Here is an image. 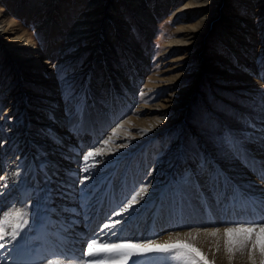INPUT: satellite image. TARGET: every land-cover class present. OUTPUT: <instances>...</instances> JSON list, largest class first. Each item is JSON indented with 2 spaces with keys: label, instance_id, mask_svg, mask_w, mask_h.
I'll return each instance as SVG.
<instances>
[{
  "label": "rangeland",
  "instance_id": "1",
  "mask_svg": "<svg viewBox=\"0 0 264 264\" xmlns=\"http://www.w3.org/2000/svg\"><path fill=\"white\" fill-rule=\"evenodd\" d=\"M23 1L9 0V4L7 5L5 0H0L2 2L1 8L3 6L6 7V13L9 14L10 18H17V21L22 23V28L19 31L27 30L35 40V45L39 46V49L34 51L41 57L42 61L37 65H39L43 75L35 77L34 75L25 73L21 66H15L14 62L2 55L0 63V117L3 122L6 117H10L11 119L18 117L17 113H20L18 111L22 104L13 109H8V105L12 99L13 89L23 85V89L27 91L29 96V104L43 103L47 95L49 99L52 98V95L56 98L58 95L55 92L59 89L60 93L57 98L65 104L69 102L68 107L64 110L69 123H72V119H74L75 123L78 120V125L86 123L88 126L92 123V120L96 119L94 116L86 117L88 114L84 113L85 104L94 107V99L107 104L110 103L105 96L96 91L95 87L99 86L100 83L103 84L108 77L106 70L112 68V74H125L126 79L136 73L138 84L132 78L129 79V81H132L131 87H137L135 92H133L135 102L128 101L130 109L117 122H112L113 124L103 131L100 135L101 140L113 134L114 130L111 132L112 128L122 119L125 122L120 123L123 126L117 129V133L124 132L123 135L125 137L119 139L117 143L126 142L127 137L130 136L129 133L133 137L136 132L141 131V127L154 126L152 123L146 124L145 122L147 121L158 119L156 125L162 122L163 118L172 121L174 117L172 102L176 101L179 96L186 94L187 89H189L190 94L182 107L184 117L173 122L168 131L173 140L180 141L184 161H194L196 159L201 165L205 164L208 158V151L214 153L218 158L235 159L237 149L241 147V144L249 140L250 135H257L259 131V134L264 138V128L260 131L258 129L259 124H256L257 121L264 122V0H208L205 3L208 5L203 10L197 9L195 6H186L187 3L196 2L195 0H178L177 3L174 0H140L141 8L144 9L143 12H146L148 9L151 10L150 17L147 18L149 22H146L145 16L141 14V11L137 10L138 5L132 4V0H98L94 6L89 8V0H61V2H66L64 14L68 18L69 24L51 34L49 32L43 33V31H38L37 24L40 18H42L39 14L36 17V22L32 21L34 13L25 15L23 12L20 16L17 15L20 14L17 13V4ZM116 4L122 11L120 15L114 11L117 9L114 6ZM216 4L222 5L223 12H221L220 16H223L225 20H229L227 18L230 17V24L239 30V40H248V44H244L242 41L234 42L230 36L221 34V28L218 26L216 19L211 22L207 20ZM93 8L96 9L94 11L97 15H101V30L99 33L93 31L91 35L88 33L82 35L80 44L75 49L71 48L73 45H76L75 42L69 43L64 48H60L62 42L69 41V33L72 30V25H74V20L83 12L91 11ZM110 21H113L111 25L108 24ZM200 21L205 22L197 29V32L194 33L187 28V26ZM116 23H119L124 28V33L114 28V24ZM108 26L110 27L105 29ZM145 26L151 28V34L148 33ZM42 29L44 30L45 26ZM105 30L109 33L101 36ZM247 30L252 31L253 35L249 37L242 36L243 33L241 31ZM201 32H203V38L198 36ZM93 33L96 35H92ZM95 37L98 38V41L93 43ZM107 38L110 39L109 42L113 45V50L108 47ZM3 39L0 36V53L2 51L1 43L4 41ZM173 39L175 44L170 46L169 41ZM199 45L201 47L198 49ZM103 50L106 52V65H104L103 60H100L102 58L100 54ZM70 52L75 54L73 56H66ZM77 52L80 54L76 55ZM60 56L66 57V60H60ZM51 72L55 75L44 76V73ZM109 81L111 83L114 79L110 78ZM105 86L108 87L107 85ZM118 90L119 92L122 90L127 95L132 93V90L126 87H120ZM39 91H42V93H39ZM165 102H169L171 105L169 104L168 107L162 105ZM122 106H125L124 102H122ZM93 112L92 110L91 113L93 114ZM14 115L16 116L14 117ZM110 116L106 117L107 120ZM76 127L71 128L74 129ZM35 128L38 134H45L46 138L44 141L48 139L47 141L51 143H57V138L53 137L51 139L52 135L48 136V130L43 129L42 126ZM162 134V131H160L159 135H154L151 139L138 145L135 149V152H138V154L132 155L131 153H127L120 161V166L117 169L119 172L117 171L115 177L111 179L115 187L117 186L115 180L118 181L119 188L121 189L120 193L123 197V202L117 205V210L129 201L136 192H139L137 190L143 186L151 185L154 177L153 167L160 158L166 157L170 169L174 168L175 156L180 155V152L177 154L179 149H177L176 153L166 156V151L171 147V143L169 140L161 138ZM158 140L165 142V146H159L158 149H155V141ZM39 141H41L39 142L40 144L43 143L42 139H39ZM149 143L155 149L151 155L150 151L148 152ZM40 148L38 152L43 153L44 145L42 144ZM113 157L115 156L108 158ZM41 161L42 159L38 160V162H33V164H39L38 167H41ZM101 161L99 158L94 163L92 159L91 161L88 160L87 164L84 163V166H89L90 164V167H92L89 173L84 174L87 177L88 175L91 176L90 182L94 181L92 183H95L93 164H98ZM50 163L45 165L46 167H43V171H45L43 178L41 175H32L28 169L24 170L26 172H22L25 183L28 185L37 184V193H35V189L33 188L26 190L30 197L32 193L33 196L36 194L34 198L29 199L30 207L28 208L31 212L28 208L25 210L29 211L26 212L27 216H29L28 218L36 213V211L38 212L42 206L44 207V211L47 208V198L45 197L47 189H44V186L48 185L52 180L44 178L48 174ZM18 164L21 163L18 162ZM185 165L179 170L173 169V177L170 179L171 181L169 180L170 184L172 183V187L169 185V190L172 194L185 190L184 186H186L190 174L193 173L194 168L189 166L188 163ZM110 167L111 164H107L104 167L105 173H107L102 176L105 183L109 182L107 179L110 177ZM199 170L200 167L198 168ZM36 172L38 173L39 170H35ZM140 175H143V177ZM106 185L102 188H97V186L91 188L90 183L88 186L93 190L92 194L90 196L88 193H84L83 196L79 195L75 202L84 201L83 205H88L89 209L92 210L91 213L95 209L100 208L104 212L112 210L111 207L110 210L104 209V205L100 201L101 198H105L104 192L109 189V183ZM166 192L160 186L153 195L154 197L152 196V201L149 200L150 198L148 202L147 200L146 202L144 201L145 204L142 206L145 209L140 206V209L146 210V215L149 214L155 217L153 223L156 230H159L163 226L164 211L168 206L172 207L176 204V202H167L168 204L166 203L161 209L156 207V201L161 196L165 197L168 194ZM48 193L50 194V191ZM181 196L183 199H180V204L182 206L189 204L188 209H191L193 204L189 202L185 203L187 198L184 193ZM91 205L93 206L91 207ZM113 212L116 213L113 210L110 211V216H107L109 220L106 218V223H110V217ZM89 218H86L84 215L83 221L88 219L89 222H92ZM158 218L161 220L159 219V221ZM227 224L231 225L232 223L227 222ZM99 225L100 221L92 224L93 230L91 232L90 229L89 236H91V233L95 234V232L100 234L101 229ZM62 228L64 229L65 226ZM36 230L33 231L34 234H36ZM104 230L107 233V229ZM75 234L71 233V238L68 241L64 243L59 241L57 246H53L52 256L50 257L55 256V253H61L60 251H62L61 249L64 246L68 247L72 243V238H74L73 244L80 242L83 238H88V234L85 237ZM28 235H30V232ZM123 237L128 238V234L125 235L124 233ZM33 238L35 239L34 236ZM33 246L34 244L31 245V247ZM160 256L162 257V253H150L145 257H133V260L137 264H174L176 261L171 259L174 256L170 255L167 263H161L163 259ZM100 258L102 259L103 257ZM74 260L77 259L74 258ZM41 262H38V264H41ZM129 264H132V261H129Z\"/></svg>",
  "mask_w": 264,
  "mask_h": 264
},
{
  "label": "bare ground",
  "instance_id": "2",
  "mask_svg": "<svg viewBox=\"0 0 264 264\" xmlns=\"http://www.w3.org/2000/svg\"><path fill=\"white\" fill-rule=\"evenodd\" d=\"M177 1L178 0H174L175 3H177ZM195 1L196 2L187 3L186 6H195L197 9L203 10L206 5H208L205 4L208 2V0ZM5 2L7 5L9 4V0H5ZM20 2L17 4L18 7L16 8L17 13L20 14L17 15L20 16L23 12L25 15L34 13L32 21L35 22L37 21L36 17L38 14L40 17H42L37 24L38 31H43V33L49 32L51 34L52 32H55L56 30L58 31L69 24L68 18L64 14L66 2H61V0H24L22 3ZM97 2L98 0H89L90 4L88 5V8L94 6ZM132 4L138 5L137 10L141 11V14L145 16L144 19L146 22H149L147 18L150 17L151 10L148 9L146 12H143L144 9L141 8L140 0H132ZM1 5L2 2H0V36L4 38V41L1 43L2 51L0 53V63L2 61V55H4L8 58V60L14 62L15 66H21L25 73L34 75L35 77L42 76L43 73L39 68V65H37L42 60L39 54L34 51H37L39 46L35 45V40L31 37L27 30L19 31L22 28V23L18 22L17 18L11 19L9 14L6 13V7L3 6L1 8ZM114 6L117 7V9L114 11L118 12V15H120L122 12L120 7H118L117 4ZM94 10L96 9L93 8L91 11L89 10L88 12H83L74 20V25H72V30L69 33V41L62 42L60 48H64L69 43L75 42L76 45L71 47L72 49H75L80 44L82 35L86 33L91 35L93 31H95V33H99L101 30V15H97ZM221 12H223L222 5L216 4V7L214 10H211L210 16L207 20L211 22L212 20L216 19L218 26L221 28V34L230 36L234 42L242 41L244 44H248V40H239V30L234 25L230 24V17L227 18L229 20H225L223 16L221 17ZM204 22L205 21L197 22L193 25L187 26V28L195 33ZM112 23L113 21L108 22L110 25ZM44 26L45 29L43 30L42 27ZM109 27L110 26L106 27L105 29H108ZM145 27H147L148 33L151 34V28L148 26ZM114 28L117 31L124 33V28L121 27L119 23L114 24ZM95 33L92 35H96ZM108 33L109 32L105 30L101 36H105ZM241 33H243L242 36L249 37L253 35V32L250 30L241 31ZM198 36L203 38V32L199 33ZM97 41L98 38L95 37L93 39V43ZM106 41L108 47L113 50V45H111L109 42L110 39L107 38ZM169 42L170 46L175 44L174 39L170 40ZM200 47L201 45L198 46V49ZM77 53L76 55L80 54ZM74 54L75 53L70 52L66 56H73ZM100 56L102 57L100 60H103L104 65H106V52L103 50ZM61 59L65 61L66 57L60 56V60ZM212 69L215 70L214 67H212ZM111 70L112 68H108V70H106L108 77L103 82V84L100 83L99 86H94L96 91L105 96L110 101V103L107 104L100 100L94 99V107L85 104L84 113L88 114L86 117L94 116L96 120H92V123H90L88 126L85 123L83 128H79L78 120L77 123H75V120L72 119V123H69L68 117L64 114V110L66 107H68L69 102L65 104L62 100L57 98L59 97L60 93L59 89H57L55 92L58 95L56 98H54V95H52V98L49 99V96L47 95V97L44 99V102L38 104L28 103L29 96L27 91L23 89V85L13 89L11 95L12 99L9 101L8 109L17 108L19 104L22 105L18 111L20 113H17L18 117H15L16 115H14V119L6 117L4 122L0 117V212L9 209L13 205L25 212L26 204L29 202L27 201L28 198L31 199L36 196V194L33 196L32 193L30 197L28 194L26 195L25 191L26 189L33 188L35 189V193H37V184L28 185L25 183V179L22 177V172L28 169L32 175H41L43 178L45 175L43 167H46L45 165L51 162L48 166V174L44 179L50 178V181L51 179L52 181L48 185H45L44 189H47V191H45L47 192L45 197L47 198L46 202L48 204V209H46L53 212L42 214L44 220L46 219L50 221L51 229L49 231L47 230L48 234L52 233L58 237H61V239H64L62 241H65L63 233H60V231L55 227V222H57L58 226L61 222H65L67 225H70L69 235L70 233H76L77 235L79 234L83 236L82 232H85L83 219L84 215L89 213L87 209L88 205L85 204L86 206H84V201L76 203V198L79 195L83 196L84 193H88L90 196L93 192L91 188H94L95 186H97V188H102L107 186L106 184L109 183L108 186L111 190L110 193H112L114 198V202L112 201V210L116 213L121 212V208L117 210V205L123 202V197L120 193L121 189L119 188L117 180H115L117 185L116 187L113 185V181L111 182V179L115 177L118 171L117 169L118 166H120V161L127 153H131L132 155L135 153L138 154V152H135V149L138 145L144 143L148 139H151V137L154 135H159V132L162 131L163 134L160 137L164 140H169L171 143V147H169L166 151V156L176 153L177 149H179L177 154L180 152V155L175 156V166L173 169L179 170L186 163L194 168L193 173L190 174V177L187 180L188 182L186 183V186H184L185 190L178 191L175 194L170 192L169 185L172 184H170V179L173 177L174 171L172 168L170 169L167 162L168 159L166 157L160 158L157 161V164L155 163L156 165L153 167L154 177L152 179L151 185L147 186V192L138 196L137 202L133 205V208L129 209L127 212H122L119 216L113 212L112 216L110 217V223H113L115 220H121V218L122 220L121 224H117L114 228L116 235H112L110 239H119L118 236L122 231L125 230V235L128 234V238H132L136 241L156 239L159 243H164L169 241L170 238L172 240L179 238L181 240H188L190 243H193L196 247L201 249V251L210 261H214L215 264H252L247 253L241 254L240 252H237L231 261L229 260L228 253L225 250L223 229L225 227L235 226V222L237 221H245L250 219L259 220L261 217H264V183L258 179L261 163L264 162L263 136L259 134V131L258 134L256 133L257 135H250L251 137L249 136V140L246 143L241 144V147L237 149L236 153L238 157L236 156L235 159L218 158L216 155H214V153L208 151V158L205 164L203 163L201 165V163H198L196 159L194 161H184L182 158L183 152H181L180 141L173 140L170 137L168 131L171 128L173 122L184 117V111L182 107L190 94L189 89H187L186 94L179 96L176 101L172 102V110L174 111V117L172 121L163 118V121L157 125L156 123L158 122V119L147 121L145 122L146 124L152 123L154 126L141 127V131L136 132L133 137L132 134L129 133L130 136L127 137L126 142L117 143L119 142V139H123L125 137L123 135L124 132L120 134L117 133V129L122 125L120 123L125 122V120L122 119L112 128L111 132L114 130L113 134L105 137V139H109V137H111V140L108 145H104L103 141L105 139L101 140L100 135L113 124L112 122H117L124 115V113L130 109L128 101L135 102L133 92H135L137 87H131L132 81H129V79L132 78L135 80L136 84H138L136 73L126 79L125 74L118 73L117 75H114L111 73ZM51 75L55 74L53 72L44 73L45 77H49ZM110 78L114 79V81L111 83L109 81ZM23 80L25 81L24 78ZM22 83L24 82L22 81ZM120 87H126L127 89L132 90V93L127 95L124 94L122 90L119 92L118 89H120ZM39 93H42V91H39ZM122 102L125 103V106H122ZM169 104L171 105V103L165 102L162 105L168 107ZM92 110L94 111L93 114L91 113ZM108 115L111 116L107 120L106 117ZM257 123L259 124L258 129L262 131L264 128V122L262 123V121H257L256 124ZM37 126H42L43 129L48 130L49 135H47H52L51 139L53 137L57 138V143H51L50 141H47L48 139L44 141L46 138L45 134H38L35 128ZM74 126L77 127L72 129L71 127ZM145 129L148 130L146 133L142 131ZM39 139H42V144L44 145V150L42 149L43 153L38 152V150L41 149L40 146L42 145L39 143L41 142ZM121 145L126 146L121 147ZM149 146L148 152L150 151L151 155L155 149H158L159 146H165V142L160 140L155 141V149L151 143H149ZM96 147H102L104 152L100 156L94 155L93 157L89 158V161L92 159L93 163L99 158L102 160L98 164H93V171H95V183H92L94 181L92 180V182H90L91 176L89 175L88 179L85 180V177L87 176L84 174L89 173L90 170H92V167H90L89 163V166H84L85 162L83 160V156L89 151L95 153ZM112 156L115 157L108 158ZM41 159V167H38L39 164L37 163V165L33 164V162H38V160ZM18 162L21 164L17 165ZM107 164H111L110 177L109 179L106 178L109 180V182L105 183L102 176L107 174L104 170V167ZM84 167H88L89 172H85L83 170ZM199 167L200 170L198 171ZM35 170H39V172L35 173ZM141 177H143V175ZM90 183L91 188L88 186ZM137 184H139V182H137ZM160 186L163 188V190H166L168 194L165 197L161 196L156 201V207L161 209L167 202H176V204L172 207L167 205L168 208L164 211V222L162 221L163 226L160 227L159 230H156V227L153 223L155 220V217L152 215L153 213L151 214L152 216L149 214L146 215V210H144L145 208L142 205L145 204L146 200L148 202L149 198V200H151L154 197L153 195L157 192ZM140 189L137 190L136 188L137 191H140ZM48 191H50V194ZM183 193L187 198L185 203L189 202L193 204L191 209H188L189 204L184 203V206L180 204V199H183L181 196ZM93 195L95 194L93 193ZM150 204L152 205V203ZM92 206L93 205H91V207ZM140 206H142L144 209H140ZM28 207H30V205ZM43 208L44 207L42 206L40 209L43 210ZM110 211L105 213L102 210L101 214L92 215L95 219H99L98 221H100V229H102L103 224L106 223V220L108 219L107 216L109 215ZM40 216L41 215H38V217ZM25 219L27 220L26 216ZM159 219L160 218H158V220ZM227 222H231L233 225H228ZM30 227L35 228L37 225L31 226L28 222L27 226L21 233V236L17 238V241L8 243L5 249H0V262H4V264H14V261L22 260L25 261L26 264H38V261H42L41 264H44V262L47 260L44 259V255L40 256L37 261L31 257V253L29 252V250H31V246L28 244V242H32L34 239H32V237L28 236L27 234ZM216 228H219L220 232L216 236L211 235L210 233ZM108 231L109 230L107 229V232ZM188 232H192L195 236V239L186 236L185 234ZM177 233L180 234L179 237H177ZM37 238L38 240L36 243H39L43 242L45 237L37 236ZM21 242H23L25 248V252L22 256L18 255L16 248V245H19ZM77 244L80 246V248H76L74 245H68V249H72L74 251L76 250V252L85 250V244L82 239L80 242H77ZM49 245L51 244L49 243ZM170 255L173 254L162 253V257L160 256V258L163 259L161 263H167ZM255 257L256 264H259L260 257L258 251L256 252ZM171 259H174V261L176 260L174 264H181L179 259L175 257H171ZM73 261L74 259L64 260L63 264H73Z\"/></svg>",
  "mask_w": 264,
  "mask_h": 264
},
{
  "label": "snow or ice",
  "instance_id": "3",
  "mask_svg": "<svg viewBox=\"0 0 264 264\" xmlns=\"http://www.w3.org/2000/svg\"><path fill=\"white\" fill-rule=\"evenodd\" d=\"M143 95V94H142ZM123 125H121L122 127ZM145 133L147 129L142 130ZM111 140L105 139L104 145H108ZM227 142V141H226ZM126 145H121L124 147ZM231 146V145H230ZM104 152L102 147H96L95 153L92 151L87 152L83 156L85 164H87L90 157L100 156ZM85 172H89L88 167H84ZM88 177H85V180ZM258 179L264 183V162L261 163ZM83 182V181H81ZM147 186L142 187L139 192H136L129 201H127L121 207V212H117L116 215H121L122 212H127L133 208V205L137 202V197L142 193H146ZM26 213L20 209L11 206L9 209L0 212V249H5L6 245L10 242L17 241V238L21 236L24 228L27 226L28 221L25 219ZM121 220H115L113 223H105L102 226L100 234L93 236L85 244V250L79 260H74L73 264H137L133 257H145L150 253H171L174 257L181 261V264H215L214 261H210L204 253L188 240H181L179 238L164 243H159L156 239L147 240H133L132 238H123L117 240H104V229L112 230L117 224H120ZM220 232L219 228H216L210 234L216 236ZM225 239V250L228 253L229 260L235 256L237 252L241 254L247 253L248 258L252 264H256L255 254L259 252V264H264V217L259 220H245L235 222V226L225 227L223 229ZM115 236L116 233L112 232ZM177 233V237H179ZM192 239L195 236L192 232L185 234ZM18 255H23L25 248L23 242L16 245ZM219 250V249H218ZM100 257H103L102 259ZM64 259L67 257L53 256L48 258L44 264H63ZM4 264V262H0ZM14 264H26L25 261H14Z\"/></svg>",
  "mask_w": 264,
  "mask_h": 264
}]
</instances>
